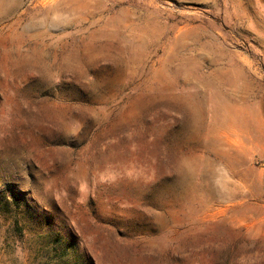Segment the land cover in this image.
Wrapping results in <instances>:
<instances>
[{
  "label": "rangeland",
  "instance_id": "obj_1",
  "mask_svg": "<svg viewBox=\"0 0 264 264\" xmlns=\"http://www.w3.org/2000/svg\"><path fill=\"white\" fill-rule=\"evenodd\" d=\"M0 264H264V0H0Z\"/></svg>",
  "mask_w": 264,
  "mask_h": 264
}]
</instances>
